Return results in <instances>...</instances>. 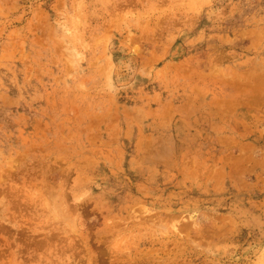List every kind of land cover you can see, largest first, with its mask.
Instances as JSON below:
<instances>
[{"label":"rangeland","instance_id":"1","mask_svg":"<svg viewBox=\"0 0 264 264\" xmlns=\"http://www.w3.org/2000/svg\"><path fill=\"white\" fill-rule=\"evenodd\" d=\"M0 264H264V0H0Z\"/></svg>","mask_w":264,"mask_h":264}]
</instances>
